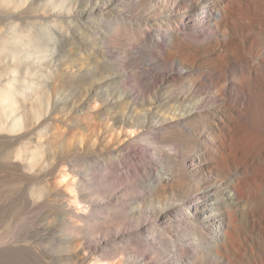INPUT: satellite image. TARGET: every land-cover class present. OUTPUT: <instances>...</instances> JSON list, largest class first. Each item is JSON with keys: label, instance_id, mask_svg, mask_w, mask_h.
Wrapping results in <instances>:
<instances>
[{"label": "bare ground", "instance_id": "obj_1", "mask_svg": "<svg viewBox=\"0 0 264 264\" xmlns=\"http://www.w3.org/2000/svg\"><path fill=\"white\" fill-rule=\"evenodd\" d=\"M29 1L0 0V264H264V0ZM54 79L136 133L63 149Z\"/></svg>", "mask_w": 264, "mask_h": 264}, {"label": "rangeland", "instance_id": "obj_2", "mask_svg": "<svg viewBox=\"0 0 264 264\" xmlns=\"http://www.w3.org/2000/svg\"><path fill=\"white\" fill-rule=\"evenodd\" d=\"M75 1L76 0L68 1V4L71 3L73 5L72 9L74 10L77 7L76 4L74 5ZM31 2H33L32 4L33 10L40 9V0H30L28 3H31ZM27 8L28 7L25 6L24 9H27ZM111 19H112V16L108 17V20H111ZM18 32L19 34H21L22 39L26 37L27 32H30V35H29L30 39H33L35 37L41 39V37L45 34L43 31L39 29L38 30L37 29L25 30L23 29V27L21 28V30L19 29ZM53 37L55 38L56 41H58V37L56 35L53 34ZM90 43L92 44V41ZM30 48H31V51H30ZM30 48H29V52L31 53V55H33L32 57H35V54L37 57V53L33 51V47H30ZM52 49L51 50L49 49V53L46 54V56H53L57 58V55L59 54L58 51L57 53H55L54 52L55 50L54 49L52 50ZM90 49L92 48L90 47ZM52 52L54 53L52 54ZM85 56L86 54L82 52L78 54V52L76 53L72 51L70 52V54H68V57L67 56L65 57L73 63L74 61H76V59L77 61L81 59L84 60ZM69 71L71 72L70 68H69ZM57 76L58 75H56L55 78ZM128 78H129V75H126V77H124L123 79L121 86H119V89H117L119 91L121 90L120 91L121 93L123 91L125 92L128 88V85H127ZM54 81L55 79L52 80V83L50 86V92H48L47 96L45 97V100L49 99L52 102L53 99H57V101L59 99L62 102V99L64 98L63 103H61L60 105L58 104L57 106V111L54 113L53 126L51 127V130L53 129L51 131V134H53L54 136L52 137L51 135V139H53V142L55 141L56 144H59V146L61 145L60 147L62 148L64 147L63 149L69 150V147H70L71 150H76V149L78 150V149L84 148L85 144L87 143L86 144L87 150L92 151V150L99 149V148L102 150L107 147L110 148L111 144L113 143L118 144V143L124 142L127 136L126 133L128 134L136 133V131L131 128L125 129L124 127H122V130H121L120 124L115 126L114 122L110 118V115L104 112V107H106L105 105L106 103L103 102L102 100L103 98L100 99L98 98V96L94 95V91H95L94 89L98 87L97 82L90 83V86H92V89L90 88L88 89V87L84 85L79 86L78 88L79 94L77 95L76 104H70L69 102L68 104L67 102H65V99H66L65 97H67V95L69 96V91L68 92L65 91L66 93H63L62 97L57 96L55 98L54 95L56 93H53V90L56 89L55 88L56 83L54 84ZM100 92H102V90H100ZM118 99L119 101L125 102L123 98H118ZM79 104H84L86 107L84 108L83 111L81 110L79 112H75L74 110L79 108V106H77ZM121 106L122 108L120 109L121 111L120 115L121 116L127 115L128 108L126 107L124 103H122ZM138 108L139 110H138L137 115L142 117V112H144L145 106L142 107V103H140V106ZM97 137L100 140L99 142L101 143H98V141L97 143L95 142L96 140L95 138ZM50 181L51 182H47L46 184H48L47 186L49 188L51 187L50 189L52 190L48 188L50 192L57 189L56 192L59 194L58 195L59 198L55 199L57 203H61V204L66 203L70 206L72 201H68V199L73 198V193L71 192L72 188L67 187V184H66L67 182L62 183V179L60 178L59 173L54 174L53 177H51ZM150 184L151 182L147 183V185H150ZM73 245L75 248L78 247V243L75 241L73 242ZM78 251H80V249ZM7 256L10 258V261H12L9 254Z\"/></svg>", "mask_w": 264, "mask_h": 264}]
</instances>
